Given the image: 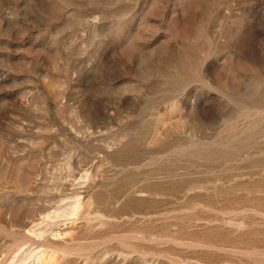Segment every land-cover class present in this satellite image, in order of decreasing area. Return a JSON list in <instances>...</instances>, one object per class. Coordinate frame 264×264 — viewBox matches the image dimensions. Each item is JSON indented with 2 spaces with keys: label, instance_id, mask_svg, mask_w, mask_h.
Instances as JSON below:
<instances>
[{
  "label": "rangeland",
  "instance_id": "rangeland-1",
  "mask_svg": "<svg viewBox=\"0 0 264 264\" xmlns=\"http://www.w3.org/2000/svg\"><path fill=\"white\" fill-rule=\"evenodd\" d=\"M0 264H264V0H0Z\"/></svg>",
  "mask_w": 264,
  "mask_h": 264
}]
</instances>
